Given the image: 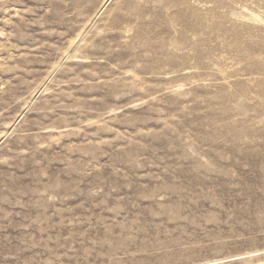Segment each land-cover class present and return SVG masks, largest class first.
I'll return each instance as SVG.
<instances>
[{
    "label": "rangeland",
    "instance_id": "obj_1",
    "mask_svg": "<svg viewBox=\"0 0 264 264\" xmlns=\"http://www.w3.org/2000/svg\"><path fill=\"white\" fill-rule=\"evenodd\" d=\"M0 264H264V0H0Z\"/></svg>",
    "mask_w": 264,
    "mask_h": 264
},
{
    "label": "bare ground",
    "instance_id": "obj_2",
    "mask_svg": "<svg viewBox=\"0 0 264 264\" xmlns=\"http://www.w3.org/2000/svg\"><path fill=\"white\" fill-rule=\"evenodd\" d=\"M251 15H253V14H251ZM258 18V17H257Z\"/></svg>",
    "mask_w": 264,
    "mask_h": 264
}]
</instances>
